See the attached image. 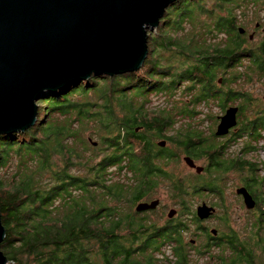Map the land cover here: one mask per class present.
Masks as SVG:
<instances>
[{
	"label": "trees",
	"instance_id": "1",
	"mask_svg": "<svg viewBox=\"0 0 264 264\" xmlns=\"http://www.w3.org/2000/svg\"><path fill=\"white\" fill-rule=\"evenodd\" d=\"M259 11L264 14V0H176L156 31L148 33V54L137 70L112 76L92 73L48 92L37 102L33 126L0 134V215L5 230L0 249L8 264H158L156 255L166 247L172 254L168 264H191L182 240L184 221L167 217L156 226L132 208L147 199L160 180L170 182L175 198L185 196L191 180L168 170L179 154L205 158L209 164L221 154L223 144L197 149L206 139L192 124L196 104L214 102L225 111L226 103L237 102L240 127L233 135L264 137L263 106L231 85L264 79ZM258 28L261 35L255 38ZM178 92L186 93L183 103L151 109L152 98ZM175 116L187 125L176 128ZM158 138L168 146L154 143ZM251 148L247 145L244 151ZM221 158L214 163L219 170L226 160L232 161L231 169L246 162L252 166ZM120 173L125 179H115ZM216 185L194 191L219 195L221 187ZM243 186L260 209L264 176L252 173ZM261 218L259 214L258 222ZM256 229L264 251L259 224ZM228 237V247L236 254L216 264H245L251 248H236Z\"/></svg>",
	"mask_w": 264,
	"mask_h": 264
},
{
	"label": "water",
	"instance_id": "2",
	"mask_svg": "<svg viewBox=\"0 0 264 264\" xmlns=\"http://www.w3.org/2000/svg\"><path fill=\"white\" fill-rule=\"evenodd\" d=\"M175 1L0 0V134L33 126L37 102L48 92L85 80L92 73L112 76L137 70L148 54L147 30L158 26ZM237 112V106L225 109L215 136L235 127ZM158 145L164 146L165 141ZM183 161L196 173L203 169L188 156ZM235 193L246 209L255 207V199L244 186ZM158 203L157 199L141 201L135 210H152ZM174 212L168 211L167 217ZM214 212L215 207L205 202L196 207L198 219ZM4 237L0 215V243ZM0 264H8L1 249Z\"/></svg>",
	"mask_w": 264,
	"mask_h": 264
},
{
	"label": "rangeland",
	"instance_id": "3",
	"mask_svg": "<svg viewBox=\"0 0 264 264\" xmlns=\"http://www.w3.org/2000/svg\"><path fill=\"white\" fill-rule=\"evenodd\" d=\"M211 3V0H209ZM207 6V5H205ZM239 13V11L236 10ZM262 11L258 12V22H262L261 25L264 26V14ZM249 16V15H248ZM247 16V17H248ZM246 17V18H247ZM241 20L243 21V16L241 15ZM259 24V23H258ZM185 27V25H184ZM187 28L190 26L186 25ZM157 27L153 28L156 31ZM252 25L248 28V33L252 31ZM259 33L255 35V38H259L261 35V28H258ZM147 30V33L153 32ZM255 77L248 82L241 81V83H233L232 88H239L240 91L249 93L253 99L259 101V104L264 105V79L261 81L255 80ZM220 83H217L219 86ZM222 84V83H221ZM179 91H182L179 90ZM186 99V93L178 92L172 97H165L164 95L152 98L153 108H167L174 107L173 105L177 103L178 105L183 103ZM230 103V102H229ZM226 103L228 106H238L235 103ZM204 104V103H203ZM193 118L195 121L192 123L198 130L202 131V137L205 138L203 142L197 149L201 148H215L225 142L229 133L223 136H215V127L219 122L217 118L218 115H222L224 110L214 102L202 104H196L194 106ZM240 117V116H239ZM177 123L176 128H183L187 125L188 121L175 116ZM239 119V118H238ZM36 123V122H35ZM236 128L232 127L233 133L239 129V125H235ZM229 137L227 142L224 143V148L222 149L221 156H215L211 163L209 164L208 159L195 158L194 163L197 166H201L203 169L200 173H196L194 168H190L183 161V156L185 154H179L176 161L170 162L168 170L176 176H184L189 178L187 193L184 197L177 199L173 196L171 190V184L169 181L160 180L157 187L151 193L147 199L144 201L159 200L157 206L152 210H145L140 213L139 216H144L147 222L153 223L156 226H161L165 223L168 216V211L175 210L173 216L179 217V220L184 221L187 225L186 229L183 231L182 240L186 245L187 252L189 254V259L191 264H216L221 262L220 259L230 258L236 254V251L228 247L227 241L229 237L223 240L226 235L231 236L233 244H242L249 249V254L247 255V262L245 264H264V251L261 244H258L259 235L254 234L257 229L256 226L259 224V234L264 236V205L260 204V209L254 207L253 209H246L241 196L235 193L236 189L242 187L243 179L252 173L259 176H264V138L260 137L258 140H253L248 136H239L238 134ZM165 139V138H162ZM166 140V139H165ZM158 139H154L153 142L156 143ZM161 141V140H160ZM247 145L253 146V148L244 151V147ZM165 146L168 143L165 142ZM175 153H178L177 148L174 149ZM234 158L242 162L243 160L252 162L254 167L250 170L248 163H244L239 169H231L232 161L226 160L221 166L222 170H219L217 166H214L215 161L218 158ZM223 159V158H221ZM98 160V159H96ZM208 160V161H207ZM213 162V163H212ZM211 165V166H210ZM228 168L227 170H223ZM124 173L119 175H114L115 179H125ZM199 176V177H198ZM197 177V178H196ZM214 178L209 181L208 179ZM222 181V182H221ZM212 183H217L221 187V194L217 195L207 191H194V188L198 189V186H211ZM219 183V184H218ZM263 192V191H262ZM149 201V202H150ZM204 201L208 206L212 205L215 207V212L213 215L204 219H196V207ZM123 204H121L122 206ZM125 207V206H124ZM132 209H135L134 207ZM262 214L260 222H258V215ZM192 219H196L192 221ZM215 229L217 236L221 239H211V230ZM259 236V237H258ZM190 240H194L191 242ZM264 245V240L262 241ZM164 250L163 254H157L158 264H168V261L172 259V254L168 247L161 249ZM233 250V251H232ZM235 251V252H234Z\"/></svg>",
	"mask_w": 264,
	"mask_h": 264
},
{
	"label": "flooded vegetation",
	"instance_id": "4",
	"mask_svg": "<svg viewBox=\"0 0 264 264\" xmlns=\"http://www.w3.org/2000/svg\"><path fill=\"white\" fill-rule=\"evenodd\" d=\"M256 26H258V24H256ZM229 106H230V105H229ZM262 106H263V108H264V105H262ZM219 116H220V115L217 116L218 119H219ZM235 127H236V126H235ZM229 131H231V130H229ZM228 133H229V135H228V137L225 139V142H227V140L229 139V137L231 136V134H232L233 132L231 131V132H228ZM263 133H264V132H263ZM261 136H262V133H261ZM261 136H260V137H261ZM260 137H259V138H260ZM262 138H264V137H262ZM225 142H224V143H225ZM224 143H223V145H224ZM221 153H222V151H221ZM219 156H221V154H220ZM223 157H224V156H222V158H223ZM223 159H228V158H223ZM244 161H245V160H244ZM246 163H247V162H246ZM247 165H248V164H247ZM252 167H253V166H251V167H249V168H252ZM250 170H251V169H250ZM249 177H250V175L247 176V179H248ZM242 186H243V185H242ZM248 191H249V190H248ZM249 192H250V191H249ZM251 194H252V193H251ZM239 196H240V195H239ZM252 196H253V198L255 199V207H256L258 201H257L256 197H255L253 194H252ZM241 199H242V197H241ZM143 201H144V200H143ZM149 201H150V200H149ZM202 202H204V201H202ZM202 202H201V203H202ZM242 202H243V201H242ZM201 203H200V204H201ZM205 203H206V202H205ZM206 204H207V203H206ZM258 204H260V203H258ZM261 204H262V203H261ZM211 206H212V205H211ZM213 207H214V206H213ZM213 214H214V213H213ZM175 216H176V215H175ZM196 218H197V217H196ZM197 219H198V218H197ZM214 235L217 236V234H214ZM212 236H213V234H212ZM218 239H221L220 241H222V236L219 237ZM225 239H227V238H223V240H225ZM183 242H184V241H183Z\"/></svg>",
	"mask_w": 264,
	"mask_h": 264
}]
</instances>
